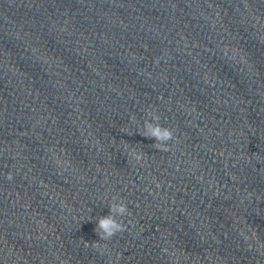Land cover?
<instances>
[{
  "label": "water",
  "instance_id": "95a60500",
  "mask_svg": "<svg viewBox=\"0 0 264 264\" xmlns=\"http://www.w3.org/2000/svg\"><path fill=\"white\" fill-rule=\"evenodd\" d=\"M0 264H264V0H0Z\"/></svg>",
  "mask_w": 264,
  "mask_h": 264
},
{
  "label": "clouds",
  "instance_id": "9594fccd",
  "mask_svg": "<svg viewBox=\"0 0 264 264\" xmlns=\"http://www.w3.org/2000/svg\"><path fill=\"white\" fill-rule=\"evenodd\" d=\"M156 119V117H151L152 121H155ZM144 127L147 135L154 138L157 141V144H160L161 146H166L167 142L172 139V132L167 128H162L158 123L154 124L146 120ZM129 154L137 161L142 158L140 154L135 151H130ZM126 213V205L120 201L115 202V198H113V202L110 204V215L97 221L100 240H108L122 230V226L117 223L115 217L123 216Z\"/></svg>",
  "mask_w": 264,
  "mask_h": 264
}]
</instances>
